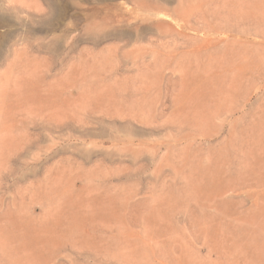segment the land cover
Listing matches in <instances>:
<instances>
[{"label": "rangeland", "instance_id": "1", "mask_svg": "<svg viewBox=\"0 0 264 264\" xmlns=\"http://www.w3.org/2000/svg\"><path fill=\"white\" fill-rule=\"evenodd\" d=\"M0 264H264V0H0Z\"/></svg>", "mask_w": 264, "mask_h": 264}, {"label": "bare ground", "instance_id": "2", "mask_svg": "<svg viewBox=\"0 0 264 264\" xmlns=\"http://www.w3.org/2000/svg\"><path fill=\"white\" fill-rule=\"evenodd\" d=\"M95 40L96 39H94V42H95ZM99 41V40H98ZM98 41H97V43H98ZM114 49H115V47H114ZM17 59V58H16ZM20 64H22L26 69H31V68H29L28 66H27V64L26 63H23V62H19ZM55 62H54V60L53 59H49V60H41L40 62H37V64L35 65V67H34V69H31V70H33V71H35V73H37L38 74V87H36V88H34V89H36V90H38V89H41V90H47L48 89V86H49V84L50 83H47L48 82V80H47V78H48V76H49V73H51L53 70H56V69H54L55 68ZM78 64V63H77ZM75 65V64H74ZM27 66V67H26ZM80 66V65H79ZM67 67V66H66ZM71 67V66H70ZM73 67V66H72ZM71 67V68H72ZM75 67V66H74ZM87 68V67H86ZM73 70H75V71H77L78 70V73H76V74H78V75H80L81 73H83L84 72V70L85 69H80L79 67L78 68H72ZM9 70V69H8ZM66 70V69H65ZM73 70H71V69H68V71H67V73L68 72H70V71H73ZM57 71V70H56ZM55 72V71H54ZM53 72V73H54ZM52 73V74H53ZM9 83V82H8ZM72 86L71 87H73V86H75L76 88H78V89H81V88H86V89H88V87H90V84H93V83H91V82H89V81H87V80H85L83 77L81 78V80H74L72 83ZM92 87V86H91ZM85 90V89H84ZM49 91H50V88H49ZM52 91V90H51ZM45 92V91H44ZM44 92H42V93H44ZM47 92V91H46ZM72 90H70V94H72ZM51 93V92H50ZM46 94V93H45ZM45 94H43V95H45ZM48 94V93H47ZM84 94V93H83ZM82 94V95H83ZM34 95H36V93L34 94ZM50 95V94H49ZM48 96V95H47ZM47 96L45 95V98H47ZM44 98V97H43ZM47 99H49V98H47ZM69 102V101H68ZM55 104V103H54ZM53 104V105H54ZM45 105H47V104H45ZM45 105H43V106H45ZM41 106V105H40ZM45 115V114H44Z\"/></svg>", "mask_w": 264, "mask_h": 264}]
</instances>
